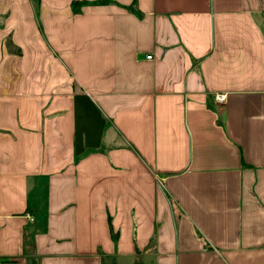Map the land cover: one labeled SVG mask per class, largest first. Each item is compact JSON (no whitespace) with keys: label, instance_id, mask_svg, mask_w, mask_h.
I'll return each mask as SVG.
<instances>
[{"label":"crops","instance_id":"0c3cea01","mask_svg":"<svg viewBox=\"0 0 264 264\" xmlns=\"http://www.w3.org/2000/svg\"><path fill=\"white\" fill-rule=\"evenodd\" d=\"M0 258L264 264V0H0Z\"/></svg>","mask_w":264,"mask_h":264},{"label":"built area","instance_id":"2783aa9c","mask_svg":"<svg viewBox=\"0 0 264 264\" xmlns=\"http://www.w3.org/2000/svg\"><path fill=\"white\" fill-rule=\"evenodd\" d=\"M148 58H151V56H148ZM215 98L218 102L224 103L226 101L227 94L226 93H218V94H216ZM0 264H15V263L12 260H6L3 258H0Z\"/></svg>","mask_w":264,"mask_h":264}]
</instances>
